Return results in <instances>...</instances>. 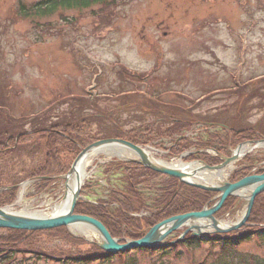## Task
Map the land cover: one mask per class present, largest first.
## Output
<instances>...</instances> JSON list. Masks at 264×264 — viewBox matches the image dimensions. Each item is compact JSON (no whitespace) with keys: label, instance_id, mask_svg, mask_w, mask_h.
Returning a JSON list of instances; mask_svg holds the SVG:
<instances>
[{"label":"rangeland","instance_id":"374dc122","mask_svg":"<svg viewBox=\"0 0 264 264\" xmlns=\"http://www.w3.org/2000/svg\"><path fill=\"white\" fill-rule=\"evenodd\" d=\"M41 1L0 0V105H7V115L53 120L75 105L95 116L92 129L101 135L112 118L125 130L145 128L163 113L230 120L242 104L246 124H264V0H117L108 10L95 4L43 17L27 14ZM21 2L29 10L22 12ZM244 86L245 93L260 95L242 97ZM128 91L135 93L123 98ZM161 97L165 105L150 101ZM147 106L162 112L150 113ZM27 151L0 155V186L25 180L43 161L41 150ZM258 151L255 156L264 155ZM157 156L170 160L164 152ZM113 158L92 156L84 199H107L109 190L122 187L121 171H105ZM32 183L21 185L13 211L53 213L65 183L41 194ZM244 206L241 200L228 222ZM244 249L264 256V248L253 244Z\"/></svg>","mask_w":264,"mask_h":264},{"label":"trees","instance_id":"16d2710c","mask_svg":"<svg viewBox=\"0 0 264 264\" xmlns=\"http://www.w3.org/2000/svg\"><path fill=\"white\" fill-rule=\"evenodd\" d=\"M95 4H103L108 10L107 7L116 5L117 0H42L39 4L33 5L34 12L28 11L27 14L32 12L37 17H43L54 13L58 8H89ZM22 8L26 9L25 6ZM110 11L104 14L109 16ZM245 90V86L238 90L242 97L249 99L260 95L258 90L251 93H245ZM132 93L135 91H128L122 97L127 99L128 96L134 95ZM159 93L161 94L160 91ZM85 99L80 97L78 100L86 102ZM150 101L164 103L162 97ZM86 105L93 106L89 103ZM245 108V105L240 104L234 118L230 120L210 119L225 122L227 125L234 119L235 123L232 124H236L229 125L231 133L224 139L219 135L211 138H220L224 143L238 144L264 135L263 123L244 122ZM75 109L76 106L73 105L69 115H58V118L53 120L46 114L26 120L25 117L5 115L0 110V155L25 149L29 150L28 153L33 150L43 152V161L37 163L26 178L37 180L35 187L38 192L48 188L57 180V176L67 173L80 151L97 140L122 138L134 144H152L164 137L181 135L197 120L187 110L185 111L189 114L174 119L163 113L149 122L145 128L125 130L112 118L105 126L99 125L102 132L98 135L99 132H94L91 125L95 116L86 112L81 114L80 107L76 109L78 112ZM146 111L162 112L155 106H147ZM27 124H30L29 129L26 128ZM203 144L197 143L199 147ZM193 145L194 143L184 138L170 148V151L173 155H179ZM189 159H204L210 165L219 162L202 154L191 155ZM114 169L123 174L121 188L110 190L108 199H101L98 204L81 201L76 206V213L97 218L113 237L139 239L162 220L179 214L201 211L216 196L215 192L180 183L176 178L162 175L134 162L115 161L107 167L108 172ZM249 172L250 169L247 168L235 172L232 181L242 179ZM18 185L19 183L10 184L8 190L0 192V206L15 200ZM236 202L237 197H229L219 215L231 210ZM113 205L117 207L111 208ZM149 207H152L150 215L145 217L133 215ZM247 244L264 248V193L256 198L248 224L241 229L202 236L187 234L178 243L170 246L108 253L97 244L74 236L65 226L34 232L0 229V264H173V262L176 264L182 259H186L189 264H264V256L244 249Z\"/></svg>","mask_w":264,"mask_h":264},{"label":"water","instance_id":"95a60500","mask_svg":"<svg viewBox=\"0 0 264 264\" xmlns=\"http://www.w3.org/2000/svg\"><path fill=\"white\" fill-rule=\"evenodd\" d=\"M102 147H109V149L120 147L131 150L132 152H137V154H139V158L131 159L132 161H135L157 172L176 177L181 182H185L204 190L217 192L218 199L210 208L205 207L199 212H190L170 217L153 226L142 238L138 240H127L122 243L120 240L114 238L110 234L108 229L100 220L75 212L82 187V182L79 181L72 199L70 200L69 206L65 212L51 213L50 215L41 213H18L11 210L8 206L0 207V228L38 231L53 229L61 226L73 229L74 227L79 226L88 227L97 234L98 238L96 239V242L103 250L108 253H117L139 247L158 246L165 239V237L182 226L189 225V227L183 232V236L189 232H192V235L194 236H199L210 233H224L237 230L247 224L252 213L256 197L264 192V173L249 175L233 183L224 181L220 185L202 184L192 181L191 178H189L191 177L192 173L165 165H159L155 163L153 158L142 147L120 138H106L98 140L82 149L77 158L74 160L68 173L63 176V179L66 180L65 191L68 188L67 182L71 174L75 171L80 158L83 155H86ZM233 159L234 157L226 158L224 164L215 167L204 164L203 169L217 170ZM241 192H248V195L243 196L241 195ZM230 196H239L241 198L244 197L246 199V208L243 217L239 222L227 226L222 225L215 217V214L222 208L223 204ZM204 219L209 220L211 224H203L202 221ZM180 239L181 238L174 242H177Z\"/></svg>","mask_w":264,"mask_h":264},{"label":"bare ground","instance_id":"6f19581e","mask_svg":"<svg viewBox=\"0 0 264 264\" xmlns=\"http://www.w3.org/2000/svg\"><path fill=\"white\" fill-rule=\"evenodd\" d=\"M117 151H118V155H121V156H122V154L126 153V150H123V151L116 150L115 153ZM98 152L108 153L109 147L99 148L93 152H90L86 155H83L80 158V160L76 166L75 171L71 174V176L67 182L68 188L65 191V195H64L63 200L54 206V213L65 212L67 210L69 203H70V200L72 199V196L75 192V189H76L79 181H81L83 183V180L88 176L87 167L90 164V158ZM146 152L149 153L148 151H146ZM129 154L132 155L131 156L132 158H136V159L138 158V155H139V154H137V152H134L133 154H131V152H129ZM156 163L162 164L164 162L163 161L162 162L156 161ZM173 166L182 168V169L187 170L189 172H191L193 170L200 169V167H201L200 164H183V162L174 163ZM202 172H203L202 175L204 177L202 180H207V181L209 180L208 178H212V181L215 179L221 178V175L223 174L222 171L221 172L202 171ZM241 195H248V192H241ZM72 230H73V232H75L76 230H79L90 238H93V237L95 239L98 238L97 234L92 229H89L88 227L79 226V227H74V229H72Z\"/></svg>","mask_w":264,"mask_h":264}]
</instances>
